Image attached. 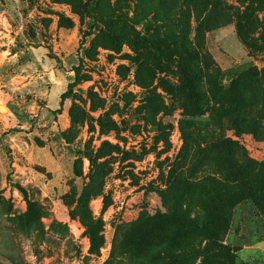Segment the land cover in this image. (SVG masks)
I'll use <instances>...</instances> for the list:
<instances>
[{
  "label": "rangeland",
  "instance_id": "374dc122",
  "mask_svg": "<svg viewBox=\"0 0 264 264\" xmlns=\"http://www.w3.org/2000/svg\"><path fill=\"white\" fill-rule=\"evenodd\" d=\"M158 1L0 0V264H139L132 224L142 212L162 210L154 189L165 188L170 164L192 154L197 133L218 131L212 118L226 106L233 73H255L260 92L239 87L236 97L254 103L264 126V0H224L233 7L229 23L206 33L202 47L223 91L193 117L160 83H176L175 67L147 55L160 25L151 9ZM195 26L192 17L191 38ZM184 120L199 125L185 129L187 143ZM245 146L263 159L264 141ZM78 152L83 177L73 173ZM98 164L109 171L103 193L110 203L95 196L88 205L102 238L95 252L71 213ZM229 217L222 245L230 256L205 254L195 241L202 247L189 264H264L258 203L245 199Z\"/></svg>",
  "mask_w": 264,
  "mask_h": 264
},
{
  "label": "trees",
  "instance_id": "16d2710c",
  "mask_svg": "<svg viewBox=\"0 0 264 264\" xmlns=\"http://www.w3.org/2000/svg\"><path fill=\"white\" fill-rule=\"evenodd\" d=\"M157 6L156 10L151 9L158 16L160 25L153 30L154 37L148 42V58H163L164 68L175 67L176 83L171 85L168 80L161 79L162 87L181 102L184 115H200L198 108L208 105L213 93L223 91L218 84L221 74L202 48L205 34L229 23L233 7L224 0H159ZM149 7L145 6V9ZM192 17L196 26L191 38ZM247 86L260 92V83L252 70L232 74L227 91H223L228 97L226 106L212 118L218 131L207 132L208 136L197 133L193 139L196 146L192 151L188 150L192 154L189 156L186 152L178 162L170 164L165 188L154 189L162 210H155L152 214L142 212L132 224L136 228L131 238L132 246L138 247L135 257L139 264L165 260L171 264H189L202 247L194 246L195 241L204 244L202 250L205 254L214 251L228 257L230 254L222 245V238L228 230L231 209L252 198L264 212V157L262 160L252 157L245 146L247 141H264V126L255 113L254 103L245 104L236 97L237 88L244 90ZM74 87L75 82L69 84L67 91L60 96L61 106L71 96ZM231 96L234 98L230 99ZM197 126L194 120L180 123L186 143L192 135L185 133V129ZM80 156L78 152L73 164L76 177H83ZM108 173L98 164L97 171L88 176V182L77 199V207L71 213L86 227L95 252L102 238L96 233V223L90 216L88 205L95 196H103L104 203L109 205L110 199L103 193ZM195 206L199 212L193 216L190 209ZM145 230L149 235L145 236Z\"/></svg>",
  "mask_w": 264,
  "mask_h": 264
},
{
  "label": "bare ground",
  "instance_id": "6f19581e",
  "mask_svg": "<svg viewBox=\"0 0 264 264\" xmlns=\"http://www.w3.org/2000/svg\"><path fill=\"white\" fill-rule=\"evenodd\" d=\"M0 109H1V110H4V108H3V107H0Z\"/></svg>",
  "mask_w": 264,
  "mask_h": 264
},
{
  "label": "water",
  "instance_id": "95a60500",
  "mask_svg": "<svg viewBox=\"0 0 264 264\" xmlns=\"http://www.w3.org/2000/svg\"><path fill=\"white\" fill-rule=\"evenodd\" d=\"M1 110V109H0Z\"/></svg>",
  "mask_w": 264,
  "mask_h": 264
}]
</instances>
